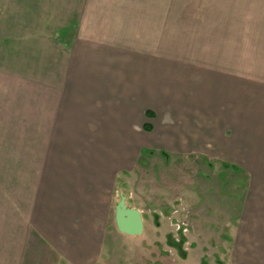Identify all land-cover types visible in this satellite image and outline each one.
Instances as JSON below:
<instances>
[{"label": "crops", "instance_id": "0c3cea01", "mask_svg": "<svg viewBox=\"0 0 264 264\" xmlns=\"http://www.w3.org/2000/svg\"><path fill=\"white\" fill-rule=\"evenodd\" d=\"M165 2L0 0V264L97 262L134 144L236 167L231 259L264 264V0H204L239 38L177 94Z\"/></svg>", "mask_w": 264, "mask_h": 264}, {"label": "rangeland", "instance_id": "374dc122", "mask_svg": "<svg viewBox=\"0 0 264 264\" xmlns=\"http://www.w3.org/2000/svg\"><path fill=\"white\" fill-rule=\"evenodd\" d=\"M159 8L164 12V76L172 92L190 79L199 83L218 76L226 49L235 48L239 38L223 30L221 6L166 0ZM136 145L127 170L117 173L111 226L105 229L111 239H101V256L94 264H235L230 254L234 220L227 222L222 192L235 188L236 167L210 161L203 151L183 158L169 149ZM120 193L142 214L140 235L113 233Z\"/></svg>", "mask_w": 264, "mask_h": 264}, {"label": "water", "instance_id": "95a60500", "mask_svg": "<svg viewBox=\"0 0 264 264\" xmlns=\"http://www.w3.org/2000/svg\"><path fill=\"white\" fill-rule=\"evenodd\" d=\"M114 221L118 231L127 235H140L143 231V219L140 210L128 206L123 193L114 206Z\"/></svg>", "mask_w": 264, "mask_h": 264}, {"label": "flooded vegetation", "instance_id": "af4514ba", "mask_svg": "<svg viewBox=\"0 0 264 264\" xmlns=\"http://www.w3.org/2000/svg\"><path fill=\"white\" fill-rule=\"evenodd\" d=\"M126 198V197H125ZM119 199V198H118ZM118 201V200H117ZM141 213V212H140ZM141 216H142V214H141ZM142 219H143V217H142ZM143 229H144V222H143ZM143 232V231H142ZM134 236V235H133Z\"/></svg>", "mask_w": 264, "mask_h": 264}]
</instances>
